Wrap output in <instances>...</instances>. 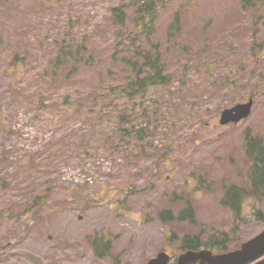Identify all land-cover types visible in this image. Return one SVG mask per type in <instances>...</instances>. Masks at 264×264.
I'll return each instance as SVG.
<instances>
[{
  "label": "rangeland",
  "instance_id": "rangeland-1",
  "mask_svg": "<svg viewBox=\"0 0 264 264\" xmlns=\"http://www.w3.org/2000/svg\"><path fill=\"white\" fill-rule=\"evenodd\" d=\"M125 1L0 4V264H137L178 254L184 235L211 247L225 238L232 250L264 229L252 214H264V198H246L237 218L220 203L224 185L248 184L245 133L264 136V11L255 21L239 14L241 0H166L152 39L172 83L135 104L118 98L134 112L121 124L94 104L121 82L131 49L133 21L108 25ZM177 13L180 31L167 42ZM61 41L84 44L91 65L49 90L42 77L50 85L65 75L50 69ZM249 97L245 120L219 124L224 108ZM130 121L140 137L118 131ZM187 201L193 223L172 215Z\"/></svg>",
  "mask_w": 264,
  "mask_h": 264
},
{
  "label": "trees",
  "instance_id": "trees-1",
  "mask_svg": "<svg viewBox=\"0 0 264 264\" xmlns=\"http://www.w3.org/2000/svg\"><path fill=\"white\" fill-rule=\"evenodd\" d=\"M0 1L3 2V0ZM162 7L163 3L159 5V0H127L111 8L113 24L120 25L129 17L132 19L135 28L132 30L131 37L129 35L126 37V41H129L131 44V49L127 54L125 68L122 67L117 70V73L121 75V82L106 87V96L95 101L94 108L97 109L96 112H99L102 107H107L108 114L110 115L112 111L118 121L123 124L129 121L130 118L132 120L134 112L132 113L131 109V112L126 111L123 108V104L119 107L118 98L135 104L137 98L150 88L170 85L171 76L165 73V62L162 58L165 54L162 52L163 49L159 47L158 42L150 43L147 40L148 36L153 32L156 17ZM127 9H130V14ZM243 10H246L244 6ZM251 20L254 19L252 18ZM180 24V17L176 15L166 31L168 37L179 33ZM135 40H139L141 44L136 45ZM259 40L262 42L261 44H264L262 38ZM142 42L144 44L149 43L151 46L145 48ZM74 43L75 45L73 46L67 45V43L57 45L56 52L51 60V69L54 73L59 72L58 69L64 68L65 75L61 74V78L55 81L56 85L68 79L70 80L72 78L70 76L71 72L82 71L85 69V66L91 65L88 58L84 59L83 55L87 47L82 43L79 44V42ZM152 46L154 47L153 51ZM63 99L69 106L70 99L67 96H63ZM131 124L130 121L129 128H121L118 131L122 134L125 133L127 136L133 132L140 137V129L134 128L135 126ZM118 131L116 130L117 134H119ZM243 148L244 156L250 163L248 168V184L243 187L237 185L228 186L220 199L221 204L231 209L235 215L239 213L242 202L246 197H264V139L246 133ZM185 214L191 217L190 208L181 213L179 220L185 219ZM258 215H260L259 212Z\"/></svg>",
  "mask_w": 264,
  "mask_h": 264
},
{
  "label": "water",
  "instance_id": "water-1",
  "mask_svg": "<svg viewBox=\"0 0 264 264\" xmlns=\"http://www.w3.org/2000/svg\"><path fill=\"white\" fill-rule=\"evenodd\" d=\"M252 100H249L244 104H237L231 108L225 109L221 113L220 123L225 124L229 122H237L240 119L246 117L250 112ZM264 251V231H262L256 237L250 239L244 243L240 250L226 255H220L219 258L211 255L209 251H201L200 253H187L180 257L178 264H193L196 261L201 263L209 262L213 264V260L217 259L219 264H241L248 260L257 257ZM166 259L161 258L155 264H166ZM257 264H264V259Z\"/></svg>",
  "mask_w": 264,
  "mask_h": 264
}]
</instances>
